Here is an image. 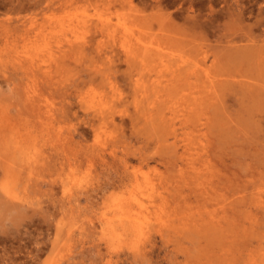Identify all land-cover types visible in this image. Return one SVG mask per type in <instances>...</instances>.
Here are the masks:
<instances>
[{"label": "rangeland", "instance_id": "374dc122", "mask_svg": "<svg viewBox=\"0 0 264 264\" xmlns=\"http://www.w3.org/2000/svg\"><path fill=\"white\" fill-rule=\"evenodd\" d=\"M110 1L0 0V264H264V0Z\"/></svg>", "mask_w": 264, "mask_h": 264}, {"label": "bare ground", "instance_id": "6f19581e", "mask_svg": "<svg viewBox=\"0 0 264 264\" xmlns=\"http://www.w3.org/2000/svg\"><path fill=\"white\" fill-rule=\"evenodd\" d=\"M121 2H123V1H121ZM141 3H142V1H141ZM126 5H128L129 8L132 9L133 11L138 12L141 9L139 6H137L135 0H127ZM82 23L85 24L86 26H90V24H88V23H90L89 19L84 18ZM86 26H84V27H86ZM101 26H104V24L102 23ZM105 26L106 27L108 26L107 23H105ZM28 28H30V26ZM125 31H128V30L125 28ZM3 32H4L5 37L6 36L7 37H11V36L14 37V36L18 35V33H21L22 31H20L18 29V27L16 26L13 28L5 27ZM229 33H231V32H228V34ZM116 36H117V34H116ZM129 45H130V47L129 46L126 47L125 50H127V52L133 51V52H135V54L138 51H141L142 60H144V58L150 56V53H149L150 50L146 46L143 48L144 50H141L140 48H134L132 43H129ZM81 48H82V46L80 47V49ZM130 48H132V49H130ZM73 49L76 50L78 48H75L73 46ZM230 53L226 54L227 57H229V59L237 57L236 53H235L236 55H234L232 53L230 54ZM226 55H225V57H226ZM161 58L162 57H160V61H161L160 64L162 66L166 67L167 64L165 63L164 57L162 59ZM222 58L225 59L223 56H222ZM258 59H260V58H258ZM230 62H231V60H230ZM261 64H263V63H261ZM223 67H224V64H223ZM240 68L241 67H239L238 69H240ZM177 69L181 70L179 73L182 74V67H176V68L169 70L170 73L173 74L172 75L173 78L179 77L178 72L176 73ZM238 69H237V71H238ZM231 78H232V76H231ZM240 82H241V84H247L246 81H244V83H243V81H240ZM221 83L229 84L230 82L226 80L225 82L221 81ZM248 85H251V84H248ZM261 96L264 97V94H261ZM173 133L176 134L175 128L173 129ZM134 179L136 182V184L134 185V188L129 189L128 190L129 193L126 196H123L122 199L120 198L117 201V203H115V209H114V211H112L113 212L112 215L109 216V212L107 211L104 214L105 216L103 217V219L101 221H102V224L107 223L108 226L110 225L111 226L110 228L116 232L113 236L114 238H116V240L120 241L121 237L124 236V238H122V239L126 241V240H128L126 237H128L130 242L133 243L136 250H138L140 252L142 249L143 242L149 236V233L152 230V228L155 227V225L157 224L156 222L158 220H160V215L158 214L159 213V207H158V203L156 202V198L152 197L153 194H155V190H154L155 186L153 185V183L142 186V184L140 183V178L138 176V173L134 174ZM135 187H137V188L135 189ZM138 188H139V190L136 191ZM102 229H104V228L102 227Z\"/></svg>", "mask_w": 264, "mask_h": 264}]
</instances>
